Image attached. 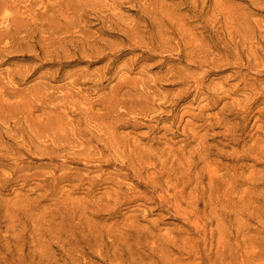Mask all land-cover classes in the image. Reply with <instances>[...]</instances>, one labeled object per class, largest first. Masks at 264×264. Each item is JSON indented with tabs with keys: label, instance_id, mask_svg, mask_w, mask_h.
<instances>
[{
	"label": "rangeland",
	"instance_id": "374dc122",
	"mask_svg": "<svg viewBox=\"0 0 264 264\" xmlns=\"http://www.w3.org/2000/svg\"><path fill=\"white\" fill-rule=\"evenodd\" d=\"M0 264H264V0H0Z\"/></svg>",
	"mask_w": 264,
	"mask_h": 264
}]
</instances>
